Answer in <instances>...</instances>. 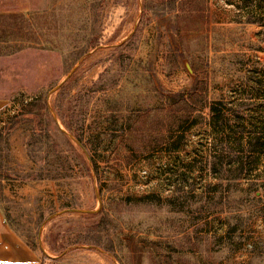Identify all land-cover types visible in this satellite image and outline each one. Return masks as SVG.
<instances>
[{
    "label": "rangeland",
    "instance_id": "374dc122",
    "mask_svg": "<svg viewBox=\"0 0 264 264\" xmlns=\"http://www.w3.org/2000/svg\"><path fill=\"white\" fill-rule=\"evenodd\" d=\"M235 1L0 0L35 16L0 28V211L38 264H264V203L210 164L209 104L264 63Z\"/></svg>",
    "mask_w": 264,
    "mask_h": 264
},
{
    "label": "trees",
    "instance_id": "16d2710c",
    "mask_svg": "<svg viewBox=\"0 0 264 264\" xmlns=\"http://www.w3.org/2000/svg\"><path fill=\"white\" fill-rule=\"evenodd\" d=\"M233 6L246 18L243 23L261 28L259 44L246 47L264 53V0H237ZM34 18L18 13H0V28L8 26L13 37H18L11 41L24 42L29 31H20V28L23 24L31 27ZM3 32L0 42H7L9 38L3 40L7 32ZM221 37L219 35L217 40L220 41ZM216 52L222 53V50L218 47ZM244 57V54L240 55L235 67L241 73L244 65L252 63L248 78L253 81V86L245 81V76L241 77L240 85L233 91L232 101L221 97L208 106L211 115L208 125L216 142V150L211 156V171L220 181L217 188L226 186L235 207L253 203L261 206L264 203V170L256 173L261 165L264 166L261 163L264 157V63ZM218 59L219 74H225L227 56H219ZM242 179H247L245 188H241L239 181ZM260 211L264 218V208Z\"/></svg>",
    "mask_w": 264,
    "mask_h": 264
},
{
    "label": "crops",
    "instance_id": "0c3cea01",
    "mask_svg": "<svg viewBox=\"0 0 264 264\" xmlns=\"http://www.w3.org/2000/svg\"><path fill=\"white\" fill-rule=\"evenodd\" d=\"M8 101L0 99V115L9 108ZM0 263L6 264H38L39 259L12 232L0 211Z\"/></svg>",
    "mask_w": 264,
    "mask_h": 264
},
{
    "label": "water",
    "instance_id": "95a60500",
    "mask_svg": "<svg viewBox=\"0 0 264 264\" xmlns=\"http://www.w3.org/2000/svg\"><path fill=\"white\" fill-rule=\"evenodd\" d=\"M70 212L71 213H87V214H94V213H96V211H83V210L71 209V210H65L64 212H62L60 214H57L56 216H59V215L65 214V213H70Z\"/></svg>",
    "mask_w": 264,
    "mask_h": 264
}]
</instances>
